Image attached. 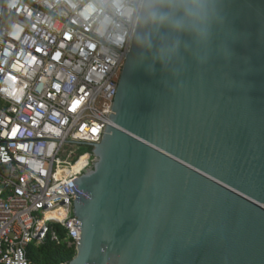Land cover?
<instances>
[{"label":"water","instance_id":"water-1","mask_svg":"<svg viewBox=\"0 0 264 264\" xmlns=\"http://www.w3.org/2000/svg\"><path fill=\"white\" fill-rule=\"evenodd\" d=\"M200 2L198 29L176 30L144 0L96 162L74 182L71 264H264V0Z\"/></svg>","mask_w":264,"mask_h":264},{"label":"built area","instance_id":"built-area-1","mask_svg":"<svg viewBox=\"0 0 264 264\" xmlns=\"http://www.w3.org/2000/svg\"><path fill=\"white\" fill-rule=\"evenodd\" d=\"M144 0L0 2V264L48 241L74 257L75 181L96 162ZM93 148L62 161L67 145ZM77 226V227H75Z\"/></svg>","mask_w":264,"mask_h":264},{"label":"clouds","instance_id":"clouds-1","mask_svg":"<svg viewBox=\"0 0 264 264\" xmlns=\"http://www.w3.org/2000/svg\"><path fill=\"white\" fill-rule=\"evenodd\" d=\"M158 5L160 9L169 10L172 15H169V11H157L152 13L153 19L176 30H183L186 26L197 30L205 18L206 5L200 0H185L183 3H176L175 0H158ZM180 13L183 14V18H178Z\"/></svg>","mask_w":264,"mask_h":264},{"label":"trees","instance_id":"trees-1","mask_svg":"<svg viewBox=\"0 0 264 264\" xmlns=\"http://www.w3.org/2000/svg\"><path fill=\"white\" fill-rule=\"evenodd\" d=\"M28 257L31 264H60L74 257V252L66 246H58L48 241L44 246L28 248Z\"/></svg>","mask_w":264,"mask_h":264},{"label":"rangeland","instance_id":"rangeland-1","mask_svg":"<svg viewBox=\"0 0 264 264\" xmlns=\"http://www.w3.org/2000/svg\"><path fill=\"white\" fill-rule=\"evenodd\" d=\"M1 1L2 0H0V2ZM92 151L93 148L85 144L67 145L64 149V153L61 154L60 158L62 161L74 162L78 157Z\"/></svg>","mask_w":264,"mask_h":264}]
</instances>
